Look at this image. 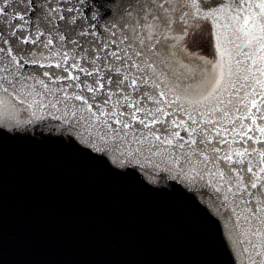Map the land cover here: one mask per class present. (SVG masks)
<instances>
[{
	"label": "snow or ice",
	"instance_id": "1",
	"mask_svg": "<svg viewBox=\"0 0 264 264\" xmlns=\"http://www.w3.org/2000/svg\"><path fill=\"white\" fill-rule=\"evenodd\" d=\"M9 138L174 194L225 264H264V0H0Z\"/></svg>",
	"mask_w": 264,
	"mask_h": 264
},
{
	"label": "water",
	"instance_id": "2",
	"mask_svg": "<svg viewBox=\"0 0 264 264\" xmlns=\"http://www.w3.org/2000/svg\"><path fill=\"white\" fill-rule=\"evenodd\" d=\"M216 227L71 147L0 141L5 264H225Z\"/></svg>",
	"mask_w": 264,
	"mask_h": 264
}]
</instances>
